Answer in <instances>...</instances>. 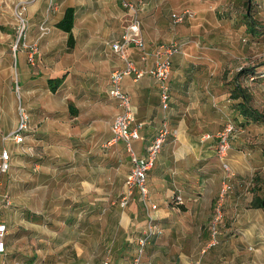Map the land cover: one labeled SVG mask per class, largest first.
Instances as JSON below:
<instances>
[{"label": "crops", "instance_id": "1", "mask_svg": "<svg viewBox=\"0 0 264 264\" xmlns=\"http://www.w3.org/2000/svg\"><path fill=\"white\" fill-rule=\"evenodd\" d=\"M148 1L141 18L147 49L152 51L165 42L163 28L167 29L169 24L160 20L162 15L154 8L157 0ZM206 1L222 3L223 0ZM261 1L264 3V0H253V4L260 5ZM54 4L55 19L50 22V34L38 42V68L32 70L29 65H23V91L25 95L31 94L39 82L45 87L44 91L52 94L47 80L63 77L53 95L61 96L63 112L74 120L75 128L86 125L87 129H93V123L98 120L92 115L86 119L87 123L82 119L84 113L104 110L103 103L112 99L108 94L110 76L125 66V61L113 50V44L121 39L130 15L123 0H55ZM69 6L75 10L72 48L68 47L67 33L56 27ZM31 7L33 11L39 10L40 4ZM194 46L186 44L182 52L172 58L171 99L167 111L160 107L158 83L152 76L145 74L138 80L127 76L122 81L123 90L131 96L136 121L143 123L140 130L143 138L134 142L136 153L145 154L165 118L171 131L148 174L150 195L158 205L154 214L164 233L148 245L143 262L264 264V209L261 207L264 204V134L261 131L264 122L247 120L232 110L231 96L237 82L234 64L229 65L221 54L210 55L211 51L207 50L190 55ZM216 46L219 47V43ZM27 55L21 56L22 59L27 61ZM127 55L141 69L150 68L154 62L153 56L142 61L134 48L128 49ZM261 80L264 79L258 81ZM41 107L44 112H51L44 109L47 104H40ZM52 110L53 115L58 116V110ZM118 110L108 122V130ZM225 113L247 131L246 135L230 141L225 160L231 174L215 155V138H208L222 128ZM109 140L103 143L104 147L118 144L109 145ZM124 149L126 151L125 146ZM126 154L131 168L127 151ZM175 195H180L183 203H175ZM136 198L139 200L137 194L133 201ZM218 204L223 213L219 244L210 246L209 223ZM145 224L146 215L135 221L127 214L121 216L110 236L116 258L125 256L127 248H132V260L136 240L143 235ZM109 250L111 252L112 248ZM34 256L37 259V255Z\"/></svg>", "mask_w": 264, "mask_h": 264}, {"label": "rangeland", "instance_id": "2", "mask_svg": "<svg viewBox=\"0 0 264 264\" xmlns=\"http://www.w3.org/2000/svg\"><path fill=\"white\" fill-rule=\"evenodd\" d=\"M54 1L0 0V150L6 149L12 156L11 169L0 172V193H9L12 199L11 208L2 216L9 232L7 253L0 264H103L106 260L109 264H129L132 248H127L125 256L116 258L111 232L123 214L133 221L144 219L146 214L137 198L127 208L118 204L130 164L123 144H103L112 137L108 122L118 110L117 102L108 99L103 103L104 110L96 105L100 110L84 113L85 123L91 115L98 120L93 129L86 125L75 128L74 120L63 112L61 96L44 91L39 82L31 94L25 95L23 91V65L32 70L38 68V42L50 34V22L55 19ZM145 2L142 12L149 1ZM33 4H40L39 10L33 11ZM18 5L25 6L21 15ZM154 8L162 15L158 19L169 24L167 29L163 28L162 43L174 39L198 42L190 55L202 50L211 51L210 55L221 54L229 65L234 64L236 74L246 67H256L258 73L264 69V37L253 38L245 29L243 0H157ZM184 10L194 15L174 23L173 14ZM253 16L264 24L262 1L254 8ZM42 23L50 28L43 36L39 31ZM32 46L36 48L33 63L28 61V55L27 61L21 57H26ZM258 80L239 78L253 107L264 113V80ZM44 103V109L51 112L40 108ZM20 108L28 115V129L24 142L15 143L4 137L16 129ZM52 109L58 110V116L53 115ZM231 122L233 117L223 114L224 124L218 131ZM218 131L208 136L216 140L214 151ZM261 131L264 134V124ZM246 132L234 133L239 137ZM114 258L119 261L114 263Z\"/></svg>", "mask_w": 264, "mask_h": 264}, {"label": "built area", "instance_id": "3", "mask_svg": "<svg viewBox=\"0 0 264 264\" xmlns=\"http://www.w3.org/2000/svg\"><path fill=\"white\" fill-rule=\"evenodd\" d=\"M123 5L129 12L130 21L125 27L121 39L113 44V50L125 61V66L122 69L114 71L109 80L108 94L112 99L116 100L119 110L111 122L110 131L112 137L108 143L109 145H113L117 142H122L130 158V172L125 179L122 195L118 204L122 208H127L137 194L139 201L144 207L146 214L145 230L143 235L136 240L137 249L130 264H145L143 257L146 248L154 239L161 237L164 233L163 227L157 222L154 214L158 209V205L152 200L150 195L148 174L154 167L157 156L171 131L165 118L162 126L156 132L153 141L147 145L145 154L139 155L136 153L134 142L143 138L140 132L143 123L136 121V111L132 106L131 96L123 90L122 81L127 76H133L134 80H138L145 74H149L158 83L160 107L162 110L167 111L170 107L171 99L169 77L172 70V58L181 53L186 44L193 43L197 45L199 43L189 39H174L168 43H160L152 51H148L140 17L146 2L144 0H138L137 3H133L128 0H123ZM17 7L20 9L19 14L21 15L25 6L18 5ZM193 15L190 10H184L182 13L173 14L172 20L174 23H180L185 18L192 17ZM22 22L24 25V20ZM39 31L40 35L43 36L49 32V27L46 23H42L39 26ZM16 48L17 45L14 46V51H16ZM130 48L138 51L142 61L153 56L154 62L151 67L148 69L137 67L135 62L129 59L127 55V50ZM35 54L36 48L32 46L28 53L29 62L33 63ZM257 77L264 78V70L260 73L257 71L256 74L250 75L248 80H255ZM19 113L20 117L16 129L4 137V139H12L15 143L24 142L26 138L24 133L28 129V115L23 108H20ZM234 129L237 132L241 130L236 127L234 122H231L223 130L218 131L216 135L218 142L215 155L222 162L223 168L230 172V174L231 169L225 159L228 154V149H230V138L236 137ZM11 164V153L6 149L0 150V172L7 173L11 169ZM173 199L177 204L183 203V198L180 195L173 196ZM11 206L12 199L9 193H0V260L7 253L6 238L9 232L8 224L2 219V216L4 211L10 209ZM222 220L223 213L221 205L218 204L209 223L210 246H215L219 243V225ZM104 264H108V261H105Z\"/></svg>", "mask_w": 264, "mask_h": 264}, {"label": "trees", "instance_id": "4", "mask_svg": "<svg viewBox=\"0 0 264 264\" xmlns=\"http://www.w3.org/2000/svg\"><path fill=\"white\" fill-rule=\"evenodd\" d=\"M243 5L245 7V13L243 15V18L245 20L246 30L251 34L253 38L264 37V24L262 25L258 23L256 18L253 16V10L256 7L258 8V5L255 6L253 4V0H243ZM74 12L75 10L73 7H67L63 17L56 23V27L58 29L67 33V44L70 48H72L75 43L72 33V28L74 26ZM256 69V67H246L238 72L237 82L232 91L233 94L231 96L232 100H234V103L231 105V108L237 114L241 115L247 120H251L254 122H264V113L253 107L251 103L250 94L243 87H241V84L239 82L240 76H243L245 79H249L250 75L256 74ZM258 79L261 78L257 77L255 80ZM63 80V77L49 78L47 80L49 90L52 93H55L61 86ZM235 124L238 129L245 130L244 125L237 122H235ZM261 207L264 209V204H261ZM27 215L30 216L31 213L27 212Z\"/></svg>", "mask_w": 264, "mask_h": 264}]
</instances>
